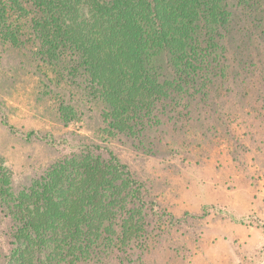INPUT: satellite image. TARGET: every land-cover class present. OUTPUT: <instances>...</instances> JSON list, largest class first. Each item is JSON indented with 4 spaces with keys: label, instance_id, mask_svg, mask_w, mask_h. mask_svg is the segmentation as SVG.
Masks as SVG:
<instances>
[{
    "label": "trees",
    "instance_id": "obj_1",
    "mask_svg": "<svg viewBox=\"0 0 264 264\" xmlns=\"http://www.w3.org/2000/svg\"><path fill=\"white\" fill-rule=\"evenodd\" d=\"M263 27L264 0H0V37L83 77L89 101L102 104L99 132L152 154L154 129L199 120L250 74ZM141 189L96 141L20 185L0 162V264H136L152 235Z\"/></svg>",
    "mask_w": 264,
    "mask_h": 264
},
{
    "label": "rangeland",
    "instance_id": "obj_2",
    "mask_svg": "<svg viewBox=\"0 0 264 264\" xmlns=\"http://www.w3.org/2000/svg\"><path fill=\"white\" fill-rule=\"evenodd\" d=\"M258 48L250 74L199 120L166 134L154 129L152 154L99 132L102 104L89 101L83 77L0 37V162L20 185L91 141L109 145L153 206L152 235L134 252L136 264H264V44ZM66 105L74 118L63 117ZM6 227L0 213L4 251Z\"/></svg>",
    "mask_w": 264,
    "mask_h": 264
}]
</instances>
